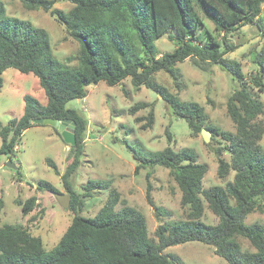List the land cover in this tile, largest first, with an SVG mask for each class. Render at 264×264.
Segmentation results:
<instances>
[{"label": "trees", "instance_id": "1", "mask_svg": "<svg viewBox=\"0 0 264 264\" xmlns=\"http://www.w3.org/2000/svg\"><path fill=\"white\" fill-rule=\"evenodd\" d=\"M21 1L29 9L51 11L66 27L80 45L76 58L68 60L76 59L78 65L64 66L53 53L49 32L30 20L8 14L5 2L0 0V90L4 71L16 68L37 76L47 97L46 104H42L36 97L25 95L23 115L12 118L7 125L0 121V153L12 158L24 132L37 125L36 118L73 119L77 143L70 148L74 158L62 178L71 195L70 209L76 211L83 201L69 177L77 170L84 152L88 119L77 109L67 108V103L85 98L91 84L106 81L116 85L131 77L136 89L145 85L156 91L172 115L184 118L193 130L201 131L207 118L204 107L181 99L155 78L163 70L178 83L176 65L192 57L202 67L207 63L220 64L239 83L228 100V113L237 132H221L229 142L225 150L232 160L222 157V148L216 151L219 175L225 177L233 169L235 176L225 186L205 188L208 165L198 161L195 151L171 146L150 152L134 150L136 173L156 166L170 169L182 190L183 204L190 208L187 219L160 225L155 241L142 211L129 205L116 209L120 193L111 188L110 180H89L85 186L87 195L92 190L111 188L109 200L94 217L75 215L50 251L45 249L42 238L25 226L5 224L0 227V264H177V257L163 251L188 241L213 246L229 264H264V224L246 223L248 214L264 211V150L259 142L264 133V102L257 93H264V45L255 53L256 69L250 78L240 62L226 58L238 47L231 37L241 26L256 24L264 32V0H67L73 4L68 11L54 8L55 0ZM206 19L213 23V31ZM166 34L176 40L177 46L174 51L161 54L156 41ZM149 106L151 103L138 102L130 112L135 114ZM260 115L262 122H255ZM136 120H146L142 128H151L155 123L154 108ZM207 129L218 131L213 126ZM58 134L62 137L60 130ZM167 138L173 139L170 130ZM47 162L59 174L56 162L51 158ZM37 187L59 192L46 180H40ZM147 198L153 202L150 186ZM17 201L28 214L36 206L37 196ZM205 201L219 217L218 223L201 219ZM237 236L248 238L255 250L244 249Z\"/></svg>", "mask_w": 264, "mask_h": 264}, {"label": "rangeland", "instance_id": "2", "mask_svg": "<svg viewBox=\"0 0 264 264\" xmlns=\"http://www.w3.org/2000/svg\"><path fill=\"white\" fill-rule=\"evenodd\" d=\"M6 4L7 13L35 25L45 28L51 39V47L55 57L66 67L73 68L78 61L79 42L73 39L66 27L62 25L51 11L45 9H29L21 0H2ZM73 4L67 0H55L54 8L68 11ZM264 18V4L262 7ZM208 28L213 31V23L206 19ZM173 34V33H172ZM238 47L226 54V58L240 62L247 78L256 69L253 62L255 53L264 45V32L256 24L241 26L231 37ZM162 53L172 52L176 48V40L169 34L156 41ZM178 83L166 71H158L156 80L178 94L181 99L199 102L205 109L207 118L201 129L213 126L218 131H211L210 141L206 142L202 130H193L189 123L181 117L172 115L165 100L156 91L142 85L136 89L132 78H125L122 83L110 85L106 81L91 84L87 87L88 94L83 99H73L67 108L77 109L88 119L84 152L80 155L77 170L69 177L72 188L82 198V207L72 210L64 208L55 196V192L38 189L40 180H46L56 186L60 193L69 194L62 174L73 161L72 147L59 136L57 127L49 124H35L28 128L21 142L16 146L15 155L0 153V227L5 224H21L43 240L47 251L52 250L66 232L75 215L94 217L99 209L109 200L111 188L120 193L116 209L124 205L136 207L147 218L149 234L158 241L157 230L160 225L180 219H187L190 208L182 202V190L169 168L156 166L135 169L138 164L134 150L144 152L159 151L167 146L176 150L189 149L195 151L198 161L208 165L203 185L225 186L233 180L235 171L231 169L225 177L218 172L219 157L216 153L222 148V157L232 160L225 147L229 142L221 132H237V125L228 113V100L239 83L233 75L220 64L207 63L205 67L195 63L192 57L179 62ZM4 85L0 90V121L7 125L14 118L24 113L25 95H32L42 104L47 97L40 86L39 79L33 73H22L16 68H8L3 73ZM264 102V93L257 92ZM138 102H148L151 106L132 114L130 109ZM154 106V107H153ZM154 108L155 123L151 128L143 129L146 122L137 121L140 116H147ZM262 115L255 122H262ZM173 139L167 138V131ZM264 150V133L260 138ZM2 140L0 138V145ZM53 159L59 174L47 160ZM10 159L17 165L14 169L8 165ZM110 180L111 188L92 190L87 195L85 189L89 180ZM153 202L147 198L148 188ZM37 196L33 211L23 212L17 200L25 201ZM169 212V213H167ZM204 222L218 223L219 217L213 213L205 201ZM264 224V211L256 210L246 217V223ZM242 247L255 250L250 240L237 236ZM165 254L177 257V264H229L223 257L216 254L213 246L201 241H188L169 246Z\"/></svg>", "mask_w": 264, "mask_h": 264}, {"label": "water", "instance_id": "3", "mask_svg": "<svg viewBox=\"0 0 264 264\" xmlns=\"http://www.w3.org/2000/svg\"><path fill=\"white\" fill-rule=\"evenodd\" d=\"M35 123L37 124H49L54 127H57L61 133L64 141L71 146H75L77 143L76 140V122L71 119V118H65V119H57V118H52V117H39L34 120ZM202 135L203 138L206 142L210 141L211 137V132L209 129L204 128L202 130ZM8 165L13 167L14 169L17 168V165L13 162L12 159H10ZM55 196L59 203L64 207V208H69L71 206V195L70 194H65V193H60L56 192Z\"/></svg>", "mask_w": 264, "mask_h": 264}]
</instances>
